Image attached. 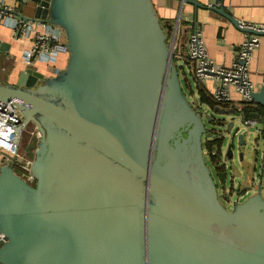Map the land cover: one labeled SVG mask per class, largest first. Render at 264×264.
Listing matches in <instances>:
<instances>
[{
	"label": "water",
	"instance_id": "1",
	"mask_svg": "<svg viewBox=\"0 0 264 264\" xmlns=\"http://www.w3.org/2000/svg\"><path fill=\"white\" fill-rule=\"evenodd\" d=\"M30 1L34 16L23 18L59 27L69 54L53 76L26 68L16 84L0 81V102L22 115L15 145L29 126L39 133L32 181L15 161L0 166V264H264L261 187L232 209L220 202L203 112L175 64L179 28L160 22L153 0ZM180 1L264 36L225 0ZM251 97L264 107V86Z\"/></svg>",
	"mask_w": 264,
	"mask_h": 264
},
{
	"label": "crops",
	"instance_id": "2",
	"mask_svg": "<svg viewBox=\"0 0 264 264\" xmlns=\"http://www.w3.org/2000/svg\"><path fill=\"white\" fill-rule=\"evenodd\" d=\"M193 1L208 7V0ZM4 3L22 17L33 18L34 16L35 4L30 0H4ZM153 4L162 23L168 22L175 26L179 17L182 19L174 46L177 54L185 55L186 52L188 32L187 23L184 20L186 16L197 23V29L202 33L209 56L214 62L230 66L234 61L238 47L246 33L237 29L225 17L211 10L183 3L180 0H153ZM224 8L229 15L239 22L246 24L264 23V0H225ZM170 38L172 36L168 37L169 40ZM30 39L28 37L17 39L10 27L0 24V42L7 48L5 52H0V81L3 84H16L21 73L26 70L24 52L30 47ZM260 41V47L256 51L250 66L251 78L258 90L261 87V77L264 76V36H260ZM67 62L68 55L60 53L55 62L37 60L31 66V69L43 74L44 77H50L54 75L51 72L53 68L61 70L66 66ZM178 64L181 65L182 61H178ZM214 84V80H207L196 84V88H203L205 92L211 95ZM232 95L234 101L239 100V97L234 92ZM233 105L236 109L242 107L238 103H233ZM27 129L24 139L30 145L38 131L34 125ZM6 158L7 154L0 151V163L5 162Z\"/></svg>",
	"mask_w": 264,
	"mask_h": 264
},
{
	"label": "built area",
	"instance_id": "3",
	"mask_svg": "<svg viewBox=\"0 0 264 264\" xmlns=\"http://www.w3.org/2000/svg\"><path fill=\"white\" fill-rule=\"evenodd\" d=\"M208 7L217 6L215 0H208ZM187 23L186 56L192 65V72L197 82L214 80L211 97L218 104L242 105L237 111L240 112L244 103L252 101V93L258 91L252 81L250 66L256 51L259 49L260 36L247 34L240 43L237 55L230 66H224L214 62L206 48L203 35L197 29V23L184 17ZM181 17L176 21L175 26L180 27ZM0 24L10 27L14 31L15 38L24 37L30 39V47L24 52V61L27 68L35 61L55 62L60 53L69 54L67 47L61 42L60 28L42 19H24L10 7L6 6L4 0H0ZM242 28H252L257 31H264V23L246 24L240 22ZM40 28V30H38ZM261 86H264V76L261 77ZM238 97L233 100L232 93ZM244 115H242L243 117ZM244 123L252 125L258 121L264 122V116H256L244 119ZM22 121V115L14 101L0 102V151L8 156H17L19 146L15 145V130ZM264 134V130L262 131ZM31 163V162H30ZM27 180H31L29 167L20 164ZM32 181V180H31ZM238 201L234 202V205ZM233 205V206H234ZM6 241L4 235L0 234V246Z\"/></svg>",
	"mask_w": 264,
	"mask_h": 264
},
{
	"label": "rangeland",
	"instance_id": "4",
	"mask_svg": "<svg viewBox=\"0 0 264 264\" xmlns=\"http://www.w3.org/2000/svg\"><path fill=\"white\" fill-rule=\"evenodd\" d=\"M180 84L188 102L195 110L203 112L206 134L202 138V143L204 144L210 138H223L221 153L217 158L218 164L224 165L221 173L216 170L217 167L211 163L207 150L203 148L204 159L211 170L220 202L227 209H232L235 201L242 203L248 197L256 194L258 185L261 187V194L264 198V134L262 133L264 122L258 121L255 124L248 125L244 123L240 112L219 115L213 109L200 105L190 63L184 64L183 69L180 70ZM206 115L213 118L214 121L208 122L205 118ZM228 123H233L231 132L227 131ZM27 130L22 134L19 143V154L13 157L8 156L5 162L0 163V166L10 165L15 161L14 167H18L24 162L29 167L34 158L39 133H36L33 141L28 145V142L24 139ZM240 134L243 135L242 144L238 142ZM17 170L24 173L22 167L17 168ZM21 175L27 179V174Z\"/></svg>",
	"mask_w": 264,
	"mask_h": 264
},
{
	"label": "trees",
	"instance_id": "5",
	"mask_svg": "<svg viewBox=\"0 0 264 264\" xmlns=\"http://www.w3.org/2000/svg\"><path fill=\"white\" fill-rule=\"evenodd\" d=\"M160 22H161V20H160ZM174 53H175V57H174L175 58V64L177 65L178 73H179V79H180V70L182 69L184 64L190 63V60L188 59L186 54L185 55L177 54L175 52V50H174ZM180 60L182 61L181 65L178 64V61H180ZM191 70H192V65H191ZM194 80H195V78H194ZM195 82H196V84H199V82H197L196 80H195ZM197 93H198V103L200 105H205L210 109H214L215 107H221V108H226V109L232 108V109H235L237 111V109L235 108V106L233 104H221L220 105V104L214 102L211 95H209L207 92H205L203 88L198 87ZM240 113L242 115H244L243 116L244 119L256 117L258 115L264 116V107L260 106L259 104L255 103L254 101H250V102L244 103L243 108L240 111ZM222 143H223V138L221 137V138L207 139L203 144V148L207 150V153L209 155L211 163L217 167L216 170L219 173L222 172L223 167H224L223 164L220 165V164H218V161H217L218 155L221 153L220 150H221ZM17 168H19V167L14 168L15 172L17 174L21 175L22 173H20L17 170Z\"/></svg>",
	"mask_w": 264,
	"mask_h": 264
},
{
	"label": "flooded vegetation",
	"instance_id": "6",
	"mask_svg": "<svg viewBox=\"0 0 264 264\" xmlns=\"http://www.w3.org/2000/svg\"><path fill=\"white\" fill-rule=\"evenodd\" d=\"M196 111H197V109H196ZM213 120H214V119H213ZM215 120H216V119H215ZM215 122H217V123H218V122H220V121H215ZM226 124H227V123H226ZM237 204H239V203H237Z\"/></svg>",
	"mask_w": 264,
	"mask_h": 264
}]
</instances>
